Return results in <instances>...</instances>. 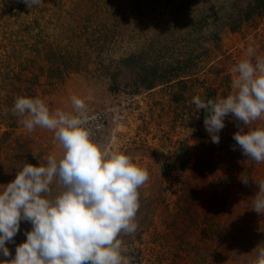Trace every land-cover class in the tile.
I'll use <instances>...</instances> for the list:
<instances>
[{
	"label": "rangeland",
	"instance_id": "1",
	"mask_svg": "<svg viewBox=\"0 0 264 264\" xmlns=\"http://www.w3.org/2000/svg\"><path fill=\"white\" fill-rule=\"evenodd\" d=\"M248 47L264 57V0H42L32 9L0 0V190L26 163L62 155L53 132L24 129L15 99L70 112L76 95L104 114L93 139L149 172L138 229L120 237L130 264H253L264 248V215L252 209L264 163L232 150L231 114L212 143L192 102L232 94L231 69ZM256 127L264 118L245 130ZM31 228L21 221L0 261Z\"/></svg>",
	"mask_w": 264,
	"mask_h": 264
},
{
	"label": "clouds",
	"instance_id": "2",
	"mask_svg": "<svg viewBox=\"0 0 264 264\" xmlns=\"http://www.w3.org/2000/svg\"><path fill=\"white\" fill-rule=\"evenodd\" d=\"M22 2L29 9L42 4ZM231 72L232 94L215 100L194 96L192 102L206 113L203 123L212 143L219 144L218 133L231 114L238 122L232 150L238 147L244 156L264 163V127L245 130L264 118V57L248 47ZM70 100V112L53 111L39 97L14 101L12 114L24 129L53 132L62 155H49L44 165L26 163L0 190V255L10 256L6 242L13 241L22 220L32 225L15 257L0 264H130L120 237L138 229L139 189L149 172L128 154L107 151L95 141L92 126L97 117L89 114L83 98L73 95ZM241 179L248 184L247 177ZM255 183L259 194L252 209L264 215V180ZM253 264H264V248Z\"/></svg>",
	"mask_w": 264,
	"mask_h": 264
},
{
	"label": "built area",
	"instance_id": "3",
	"mask_svg": "<svg viewBox=\"0 0 264 264\" xmlns=\"http://www.w3.org/2000/svg\"><path fill=\"white\" fill-rule=\"evenodd\" d=\"M89 114L95 115L97 117V120L93 122V126H92L93 127V138H94L96 136V131L104 127L105 118H104V114L99 113V112H93L89 110ZM96 124L101 125V127L97 128L95 126Z\"/></svg>",
	"mask_w": 264,
	"mask_h": 264
}]
</instances>
